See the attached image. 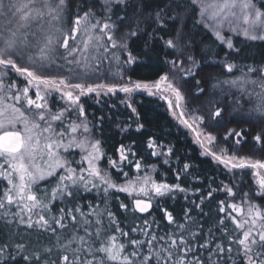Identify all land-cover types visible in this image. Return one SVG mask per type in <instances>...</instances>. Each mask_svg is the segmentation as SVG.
Wrapping results in <instances>:
<instances>
[{
    "label": "snow or ice",
    "instance_id": "obj_1",
    "mask_svg": "<svg viewBox=\"0 0 264 264\" xmlns=\"http://www.w3.org/2000/svg\"><path fill=\"white\" fill-rule=\"evenodd\" d=\"M192 17L211 34L212 45L227 49L226 57L242 53L234 38L264 42V0H0V264H264V159L253 158L264 157V59L259 66L225 63L227 73L240 75L214 77L198 55ZM141 39L166 65L153 79L126 75L139 66L130 42ZM105 62L116 82L90 83ZM117 93L133 114L116 123L122 133L146 130L133 97L157 96L195 132L203 155L237 176L250 170L257 187H241L238 197L234 186L213 188V178L201 195L202 186L179 182L192 175L189 163L169 183L154 178V164L143 171L131 146L121 143L118 158L108 157L99 138L108 117L90 121L82 98ZM221 93L231 96V111L245 117L241 123L260 126L252 155L240 147L248 129L226 131L221 139L227 145L231 138V147L197 131L205 116L188 109L189 97ZM207 104L211 123L224 124L227 100ZM147 148L164 164L175 155L153 136ZM105 159L108 167L101 165ZM126 165L137 175L130 177ZM111 169L126 179L118 182ZM221 191L232 200L217 201V219L206 227L205 201ZM115 193L126 194L131 205ZM181 193L189 206L174 215L162 205ZM113 199L132 215L113 211Z\"/></svg>",
    "mask_w": 264,
    "mask_h": 264
},
{
    "label": "trees",
    "instance_id": "obj_2",
    "mask_svg": "<svg viewBox=\"0 0 264 264\" xmlns=\"http://www.w3.org/2000/svg\"><path fill=\"white\" fill-rule=\"evenodd\" d=\"M159 2V0H157ZM188 27L191 29L193 38L196 41L197 46L200 51L198 55H204V67L206 70L210 71L214 77H219L220 80H226L229 77L239 76V72L227 73L226 69L223 67L225 63H236L239 67L244 65L259 66V63L264 59V42H244L242 38H234L238 47L242 49V53L237 55L232 54L231 57L224 56V51H221L222 46L212 45L211 41L213 37L207 30L201 28L195 17L188 20ZM201 40L204 43H201ZM130 48L133 50V54L138 57V65H132L131 68L135 69V72H126V75L132 76L133 79H153L156 77L157 73L162 74L166 70V65L162 63L163 57L144 45V41L137 40L135 43L130 42ZM220 54L217 55L216 53ZM120 55H125L120 53ZM211 65V67H209ZM109 65L107 62L101 65V74L98 75L100 78L93 76L89 82L99 83L106 82L112 83L116 82L114 78L108 74ZM111 70L115 71V66L112 65ZM214 82V81H213ZM235 92L236 90L233 89ZM237 99H241L239 93H236ZM93 97V96H92ZM124 97L123 93H117L116 96H101L99 103L96 102V98L93 99L85 97L83 99L85 110L88 113V119L92 122H96V118L100 116L108 117L99 129V138L103 141L104 150L108 157L113 159L118 158L116 149L121 143L133 147L137 152V158L141 159L142 165H144L143 171L151 172L149 165H156V171L153 174L154 178L157 180H166L169 183L177 182L175 179L176 171L182 168L184 163H189L193 165L190 169L191 176L188 178V182L185 183V179L182 176L179 181L183 186L189 188H195L197 186H202L203 195L204 192L208 190V184L211 183L212 179H215V183H212V187L215 188L217 185L223 184L234 186V190L237 191V196L239 197V189L242 187L245 191L251 188H256L254 178L250 174V170H246L248 174L234 175L229 173L227 170L223 169V166L217 165L210 156L203 155V150L197 140L192 135L191 131L179 121H177L171 114L170 109L167 106V102L157 96H149L146 93H137L133 97L134 106L137 107L141 122L145 123V131L143 133H137L132 130L126 133H122L120 128L116 126V123L128 121V117L133 115L124 104L120 103V99ZM220 99L221 101L227 100L229 106V114L225 116V123L222 125H215L211 123L208 112L210 106L207 104L208 100ZM246 99V98H245ZM231 96L225 98L223 93L219 96H209L204 97L201 95L199 98L190 96L188 99V106L191 110L197 111L199 114L205 116L204 127L208 131L212 132L217 136V141L221 146L231 147L233 141L229 138L227 145L221 139L226 134V131L231 128L240 130L241 128L248 129L246 133L247 143L242 144L240 147L244 149L243 154L252 155L249 149L252 148L253 141L252 137L257 134L260 130V126H253L249 123H241L240 121L245 119L241 115L236 114L231 111ZM115 105V107H112ZM250 106V105H249ZM231 120V122H228ZM149 136L157 138L158 142L165 145L173 146L175 155L170 158L169 164H164V157H154L150 155L151 149L147 148V139ZM135 141V143H133ZM240 154V153H238ZM177 157L179 159H177ZM253 158H261L260 156H253ZM103 167H108L107 160L101 161ZM113 177L118 180V182H123L126 178L118 173L115 169H111ZM124 171L129 173L130 177L137 175L135 169L131 165H126ZM142 174V173H141ZM198 178V179H197ZM120 200L131 205V198L127 197L124 193H115ZM84 197L88 200L96 199L95 193H85ZM184 194H177L175 200H166L163 202L164 207H167L170 211H173L174 215H179L184 207L189 206L188 202L184 200ZM213 199L211 201H205L204 211L210 213V218L205 216L202 218V222L205 226L214 225L216 216L217 201L219 199L232 200L231 197H226L225 194L221 192H216L213 194ZM195 199V197H192ZM112 210L117 212L118 215H128L131 213H123L122 210L118 208V201L113 199L111 201ZM137 217L140 214H135ZM153 215L157 219H161V213L153 209ZM150 218V217H149ZM35 238L34 236L32 237Z\"/></svg>",
    "mask_w": 264,
    "mask_h": 264
},
{
    "label": "rangeland",
    "instance_id": "obj_3",
    "mask_svg": "<svg viewBox=\"0 0 264 264\" xmlns=\"http://www.w3.org/2000/svg\"><path fill=\"white\" fill-rule=\"evenodd\" d=\"M60 74H66V73H60ZM95 77L100 78L99 76H95ZM84 98H85V97L82 98V102H83V99H84ZM88 98L93 99L92 96H88ZM96 99H97V98H96ZM188 109L191 110L189 106H188ZM170 112H171V114H172V110H170ZM172 116H173V115H172ZM173 117H174V116H173ZM174 118H175L177 121H179L176 117H174ZM194 127H196V126L194 125ZM188 129H189V128H188ZM189 130L191 131L192 135H193V136L195 137V139L197 140V137H196L195 132L192 131L191 129H189ZM197 131H208V130H207L206 127H204V125H200L199 127H197ZM213 135H214V134H213ZM200 139H204V137L201 136ZM205 144H207L206 141H205ZM216 144L219 145V146H221V144H219L218 141H216ZM200 146H201V145H200ZM202 150H203V149H202ZM214 150H215V147H214ZM76 159H79V156H77Z\"/></svg>",
    "mask_w": 264,
    "mask_h": 264
},
{
    "label": "water",
    "instance_id": "obj_4",
    "mask_svg": "<svg viewBox=\"0 0 264 264\" xmlns=\"http://www.w3.org/2000/svg\"><path fill=\"white\" fill-rule=\"evenodd\" d=\"M139 214V213H138ZM141 215V214H140Z\"/></svg>",
    "mask_w": 264,
    "mask_h": 264
}]
</instances>
